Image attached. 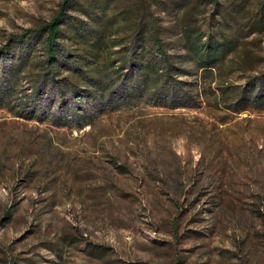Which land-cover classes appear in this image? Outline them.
<instances>
[{"label":"rangeland","instance_id":"rangeland-1","mask_svg":"<svg viewBox=\"0 0 264 264\" xmlns=\"http://www.w3.org/2000/svg\"><path fill=\"white\" fill-rule=\"evenodd\" d=\"M77 1L49 59L36 29L62 0H0V264H264V104L218 89L264 72V33L201 70L181 0ZM232 1L243 28L257 0L186 2L208 32Z\"/></svg>","mask_w":264,"mask_h":264},{"label":"trees","instance_id":"trees-1","mask_svg":"<svg viewBox=\"0 0 264 264\" xmlns=\"http://www.w3.org/2000/svg\"><path fill=\"white\" fill-rule=\"evenodd\" d=\"M186 1L189 0H181L180 2V6L184 9L180 18L177 20V26L183 27V47L186 48V54L191 58V61L195 63L197 69L211 70L213 68H218L222 61L233 52L238 44L242 42L246 43L247 40L243 39H247L252 34L261 35L264 33V0H257L256 9L244 16V22H239L244 25L243 28H239L235 25L238 23L236 21L238 17L235 14H238L241 11V4L232 1L229 10L225 12H218L217 10L219 14L218 19H214L213 16L210 17V25L212 28L208 32H205L202 26L198 23L197 16L198 14L200 15L201 10H198L197 13L195 3H187ZM77 3V0H62L60 8L53 16L52 20L36 29L38 33L41 31H45L47 33L45 43L48 47L47 51L49 53V59H53V52L57 49V47H59V45L55 42V39L60 34V26L64 23L67 10L70 9L73 4L76 5ZM229 11H233L234 14ZM230 22L235 24H230ZM76 27L77 29L80 28L79 25H76ZM141 31L142 28H139L137 36L140 35ZM100 36L102 37V35ZM79 41L81 40L76 42L79 43ZM85 43L86 45H90L89 48H86V54H89V59L92 62H95L93 58L99 54L98 50H101L107 45L106 40L101 38H97L91 42L85 40ZM155 44L158 45V42H155ZM156 49L159 50L160 56H162L165 63H168V65L170 64L168 72H170L172 68L174 70H182L178 64L174 66L172 62L168 60V57H165L166 54L163 52L161 46L158 45ZM141 50H143L144 54H151L150 51L143 49L142 44ZM124 51L127 50L123 47V53L120 55L122 59L127 55ZM81 55H83V53ZM142 56L145 55L141 54V57ZM56 63L61 65L64 62L56 60ZM140 63L141 62H138V65H141V68H144L146 71L151 69V71L153 70L155 73V67L150 59L147 61L145 66ZM133 64L134 63L131 62V66ZM85 67L86 70H90L87 68L88 64ZM222 74L225 75L226 73L223 72ZM156 75L159 74L156 73ZM88 76L91 78L90 74ZM218 89L221 90L220 97L223 100L224 105L233 108L236 112H242L248 109L251 101V92L254 90H256V97L255 100H252L251 102L256 103V100L260 99L259 102L263 101L264 104V72L255 77L254 80L249 81L242 89L234 86L232 88V90H234L229 92V88L222 85H219ZM189 90L188 85L187 87L179 86L177 89H173L171 92V102L173 103V106L171 107H183L185 103L180 101V99L183 98L185 93ZM182 91H184V93Z\"/></svg>","mask_w":264,"mask_h":264}]
</instances>
